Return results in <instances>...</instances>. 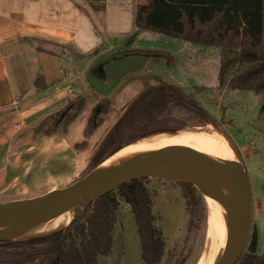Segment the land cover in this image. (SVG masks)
<instances>
[{
  "label": "rangeland",
  "instance_id": "1",
  "mask_svg": "<svg viewBox=\"0 0 264 264\" xmlns=\"http://www.w3.org/2000/svg\"><path fill=\"white\" fill-rule=\"evenodd\" d=\"M142 32L154 33L151 30L137 28L131 34L127 44L134 47L143 46L146 52L147 47L159 49L153 51L155 58L147 63V70L155 71L158 81L154 78L127 73L128 76L118 84L116 89L109 92L111 104L110 107L105 105V108H109L108 112L97 116L96 122L103 121V123L96 127L94 133L88 138V144L83 151L74 150L71 143H81L87 139L84 131L97 97L92 91L79 93L84 95H82L85 99L84 106L68 119L66 126L62 128L59 126L61 133L68 134L62 137V140H66V143L62 144L66 157L60 161L50 160L52 158H48L50 161L36 159L32 163L33 168L27 170V178L23 175L15 178L14 169L10 174L9 170L6 171L7 162L3 158L1 149L0 201L37 197L55 189L69 187L82 179L89 171L90 159L123 115L127 106L142 91L151 86L163 84L164 82L160 80H164L165 83L179 86L187 95L192 96L210 119L183 108L175 101L157 108L156 103L161 104V99L157 98L154 100L157 109L155 108L153 117L139 118L134 123L135 128H127L117 139V143L124 145L132 142L130 145H137L145 139L161 134L211 133L215 130L222 134L223 131L228 137L229 144L241 155L251 189L250 234L246 248L237 264H259L261 260H264V93L229 85V80L226 81L225 86L223 85L224 88H221L222 51L220 46H205L165 34H157L163 37L159 40L157 38L150 40L146 37L144 41L140 35ZM116 51H118L117 48L101 56L98 69L99 71L103 69L105 77L97 78L99 79L98 88L105 84L107 73L113 80L118 79L124 71L136 68L139 62L138 59L117 60L116 56L121 51ZM231 62L233 63L232 74L240 75L239 63L233 60ZM198 87L205 90H197ZM70 101L46 120L50 129L56 130L57 120L66 106L71 103ZM55 140L59 142L60 138L57 137ZM125 141L127 142L124 143ZM146 184L153 192L154 209L160 216V225L166 239V253L161 264H200L207 247L210 222V210L206 199L203 197L205 205L200 204L190 210L183 196V186L180 182L148 177ZM121 201L117 228L123 241V250L119 254L116 252L114 257L118 259V264H142L141 244L134 214L130 205L123 199ZM255 232L257 246L255 254L252 255L248 248ZM12 240L22 239L12 238Z\"/></svg>",
  "mask_w": 264,
  "mask_h": 264
},
{
  "label": "trees",
  "instance_id": "2",
  "mask_svg": "<svg viewBox=\"0 0 264 264\" xmlns=\"http://www.w3.org/2000/svg\"><path fill=\"white\" fill-rule=\"evenodd\" d=\"M135 21L141 29L205 46H220L221 88L229 80V85L264 93V0H147L137 6ZM154 53L123 51L116 59L136 54L153 56ZM232 60L239 63L240 75L232 74ZM98 68L95 73L99 75ZM163 82L145 89L127 106L90 159L88 173L131 144L127 141L124 145L119 144L117 139L127 128H135L134 123L139 118L151 119L157 105L160 108L175 101L183 108L207 117L192 96L177 85ZM197 90L205 89L198 87ZM157 98L161 99V104L154 103ZM70 102L59 116L56 126H66L68 119L84 106L85 99L78 96ZM110 104L109 97L101 98L96 103L84 131L87 139L76 143V149L86 148L88 138L103 123L96 122L97 116L108 112L109 108H105V105L110 107ZM52 130L48 128L47 132ZM146 179H135L109 191L85 207L83 215L68 227L45 236L0 241V264H118L114 254L123 250L117 228L121 199L130 205L134 214L142 264H161L166 253V239L160 216L154 209L153 192L147 186ZM180 184L190 210L200 204L205 205V199L195 185L189 182ZM256 246L255 232L248 248L250 254H255ZM259 264H264V260Z\"/></svg>",
  "mask_w": 264,
  "mask_h": 264
},
{
  "label": "crops",
  "instance_id": "3",
  "mask_svg": "<svg viewBox=\"0 0 264 264\" xmlns=\"http://www.w3.org/2000/svg\"><path fill=\"white\" fill-rule=\"evenodd\" d=\"M146 1L0 0V150L9 174L14 169L15 178H27L36 159L66 157L62 137L68 134L61 133L59 126L48 133L46 120L83 95L79 93L92 91L96 105L127 73L158 81L156 72L147 70L155 57L136 54L121 58L138 59L136 68L115 80L107 73L105 84L97 87V78L105 77L103 69L95 73L101 56L116 48V52L145 51L127 42L138 28L137 6ZM153 34L140 33L144 41L163 38L157 35L161 33ZM76 143H71L74 150Z\"/></svg>",
  "mask_w": 264,
  "mask_h": 264
},
{
  "label": "water",
  "instance_id": "4",
  "mask_svg": "<svg viewBox=\"0 0 264 264\" xmlns=\"http://www.w3.org/2000/svg\"><path fill=\"white\" fill-rule=\"evenodd\" d=\"M222 134L228 140L226 134L223 132ZM231 147L236 154V159L234 160L216 156H202L192 160H173L161 155H142L101 167L106 159L69 187L55 189L37 197L1 202L0 224H37L50 221L67 212L74 213L72 221L74 222L83 215L84 208L93 201L127 182L141 178L158 177L178 182H189L200 191L201 188L225 191L211 187L199 178L211 173H231L234 174L237 182L229 184L227 191L235 190V193L241 197L240 218L237 230L232 231L230 245L224 251L218 264H237L249 239L252 221V200L245 165L240 154L232 145ZM174 178L181 179L174 180ZM187 178L196 180H188ZM42 208H46V211L38 215ZM12 238L16 237H0V241L12 240Z\"/></svg>",
  "mask_w": 264,
  "mask_h": 264
},
{
  "label": "bare ground",
  "instance_id": "5",
  "mask_svg": "<svg viewBox=\"0 0 264 264\" xmlns=\"http://www.w3.org/2000/svg\"><path fill=\"white\" fill-rule=\"evenodd\" d=\"M136 143V142H135ZM142 155H161L173 160H192L202 156H216L234 160L236 155L226 137L216 130L209 132H186L182 134H161L145 139L137 145H127L115 155L109 157L101 167L108 164L130 159ZM181 178H174L180 180ZM195 181L196 179L187 178ZM202 181L211 187L223 189L209 190L201 188L210 210L208 226L207 247L204 258L200 264H218L224 251L230 245L232 231H236L240 218V195L235 190H228L229 184L237 182L234 174L211 173L202 176ZM46 211L42 208L41 212ZM74 219L73 212L63 213L50 221L30 224H0V237H16L25 239L29 237L44 236L68 226ZM233 229V230H232Z\"/></svg>",
  "mask_w": 264,
  "mask_h": 264
},
{
  "label": "flooded vegetation",
  "instance_id": "6",
  "mask_svg": "<svg viewBox=\"0 0 264 264\" xmlns=\"http://www.w3.org/2000/svg\"><path fill=\"white\" fill-rule=\"evenodd\" d=\"M223 132V131H222Z\"/></svg>",
  "mask_w": 264,
  "mask_h": 264
}]
</instances>
